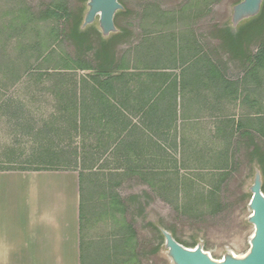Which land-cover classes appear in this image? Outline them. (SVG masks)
<instances>
[{
  "label": "trees",
  "instance_id": "1",
  "mask_svg": "<svg viewBox=\"0 0 264 264\" xmlns=\"http://www.w3.org/2000/svg\"><path fill=\"white\" fill-rule=\"evenodd\" d=\"M86 2L49 0L38 6L24 2L7 11L0 27V37H5L2 51L5 53L7 42L14 40L15 52L9 53L7 60L5 54L0 55L4 84L20 83L25 76L28 86L43 84L42 89L52 97L53 109L37 123L22 99L9 97L0 100V111L16 133L29 135L36 143L29 165L37 167L24 166L21 171H40L57 164L78 172L81 264H143L138 233L127 219L126 205L116 188L137 175L155 186L157 166L149 164L145 156L155 154L156 138L168 141L176 130L178 91L185 86L167 68L130 67L128 51L122 49L131 44L132 30L127 26L107 40L94 26L81 30ZM133 13L126 7L115 20ZM212 36L219 41V48L251 67V72H264V6L261 15L238 32L224 26L215 28ZM254 45H259L256 51ZM92 49L97 50V64L87 54ZM215 69L212 64L210 71ZM229 124L237 133L233 159L226 160L220 178L244 184L246 170L251 171L255 163L264 174V118L258 116L251 123L250 119L229 120ZM172 147L178 148L177 139ZM112 161L116 166L109 169ZM88 182L100 191V219L109 221L112 229L85 242L83 191ZM161 223L174 235L178 232L176 225ZM150 225L161 234L156 225ZM159 249L152 247L149 254L154 257Z\"/></svg>",
  "mask_w": 264,
  "mask_h": 264
},
{
  "label": "rangeland",
  "instance_id": "2",
  "mask_svg": "<svg viewBox=\"0 0 264 264\" xmlns=\"http://www.w3.org/2000/svg\"><path fill=\"white\" fill-rule=\"evenodd\" d=\"M48 1L0 0V27L7 11L16 4L38 6ZM123 1L128 9L134 10L129 16L119 15L116 21L119 28L127 26L132 30L131 44L122 47L128 51L130 67L173 69L188 83L183 82L184 113L177 131L171 132L168 141L156 138L155 154L145 156L149 164L157 166L155 186L137 175L116 188L126 205L127 219L138 233L142 262L172 264L164 239L150 225L162 224L161 220L177 226L175 237L184 245L195 246L194 243L203 241L205 250L215 259L221 260L228 251L244 255L250 249L254 233V226L247 222L251 210L246 203L251 198L249 186L254 168L246 170L248 178L244 184L238 179L220 178V174L225 171L226 160L233 159L237 134L228 121L250 119L251 123L258 116L264 118V72H251V67H245L219 48V41L212 36L215 28L231 27L232 7L241 0ZM94 27L99 29L98 22ZM4 42L5 37H0V55L5 54L7 60L9 53L14 54L15 45L14 40L8 41L3 53ZM258 47L254 45L252 49L256 51ZM87 54L97 64V50ZM1 59L0 56L2 63ZM212 64L214 71H210ZM2 78L0 70V100L22 99L29 116L37 123L49 116L53 101L42 89L43 84L28 86L25 76L20 83L5 86L6 80ZM176 137L177 149L172 147ZM34 148L32 137L16 133L0 111V171H21L24 166L36 168L37 165H29ZM115 166L112 161L108 168ZM47 171L78 174L57 164L37 172ZM17 184H21L20 180ZM244 195L246 198L242 199ZM18 197L17 204H21L20 194ZM83 199L85 242L109 234L112 226L100 219V191L93 183H86ZM157 246L159 252L152 257L149 250ZM4 263L8 262H1Z\"/></svg>",
  "mask_w": 264,
  "mask_h": 264
},
{
  "label": "crops",
  "instance_id": "3",
  "mask_svg": "<svg viewBox=\"0 0 264 264\" xmlns=\"http://www.w3.org/2000/svg\"><path fill=\"white\" fill-rule=\"evenodd\" d=\"M80 204L76 172L0 171V264H80Z\"/></svg>",
  "mask_w": 264,
  "mask_h": 264
},
{
  "label": "water",
  "instance_id": "4",
  "mask_svg": "<svg viewBox=\"0 0 264 264\" xmlns=\"http://www.w3.org/2000/svg\"><path fill=\"white\" fill-rule=\"evenodd\" d=\"M264 0H241L233 5L230 19L231 29L238 32L244 22L257 19L263 10ZM126 10L121 0H87L80 25L81 30L94 26L98 22L102 38L107 40L122 30L116 24L115 17ZM247 22V24L249 23ZM235 32V33H236ZM264 174L261 167L255 163L254 177L249 186L251 194L248 207L251 210L247 222L254 226L250 238V249L242 256H236L228 251L221 260L215 259L205 250L203 241H198L196 247H189L177 240L174 233L162 224L156 227L164 237V248L172 264H264Z\"/></svg>",
  "mask_w": 264,
  "mask_h": 264
},
{
  "label": "bare ground",
  "instance_id": "5",
  "mask_svg": "<svg viewBox=\"0 0 264 264\" xmlns=\"http://www.w3.org/2000/svg\"><path fill=\"white\" fill-rule=\"evenodd\" d=\"M234 254H235L236 256H242V255H238V254H237V253H235V252H234Z\"/></svg>",
  "mask_w": 264,
  "mask_h": 264
}]
</instances>
